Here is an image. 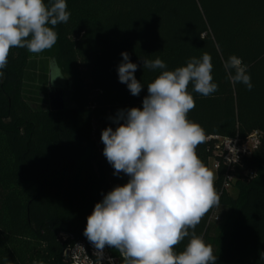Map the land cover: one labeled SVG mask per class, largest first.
<instances>
[{"label":"trees","instance_id":"16d2710c","mask_svg":"<svg viewBox=\"0 0 264 264\" xmlns=\"http://www.w3.org/2000/svg\"><path fill=\"white\" fill-rule=\"evenodd\" d=\"M66 3L68 22L55 26L57 42L39 53L61 69L68 94L64 110L34 108L24 95L26 82L34 81L29 73L35 60L27 48L11 49L0 69V264H70L66 249L92 244L84 230L95 204L130 179L114 174L103 154L102 131L115 130L119 110L142 109L147 85L161 71L144 69L141 58H159L175 70L204 53L218 90L204 97L188 86L195 100L188 119L206 134L197 155L209 169L216 138L244 141L257 131L262 141L229 170L220 164L214 179L219 206L194 231L212 246L216 264H264V0ZM122 52L138 65V96L119 81ZM232 55L247 65L251 90L228 80L223 61ZM227 172L236 196L223 187ZM190 239L175 246L177 254ZM104 250L123 264L118 250Z\"/></svg>","mask_w":264,"mask_h":264},{"label":"clouds","instance_id":"9594fccd","mask_svg":"<svg viewBox=\"0 0 264 264\" xmlns=\"http://www.w3.org/2000/svg\"><path fill=\"white\" fill-rule=\"evenodd\" d=\"M67 7L66 0L48 4L0 0V69L7 66L13 48H27L31 53L51 49L57 42L55 26L69 20ZM121 56L119 81L138 96L143 89L134 75L138 65L127 52ZM141 59L144 69L161 70L147 85L142 109L119 110L113 118L118 126L107 127L101 134L103 154L114 174L124 173L130 179L95 204L84 235L101 258L108 246L118 250L123 264H216L212 246L194 230L211 208L219 206L220 195L214 174L196 152L206 141L205 131L188 119L195 107L190 83L204 97L218 90L211 57L204 53L175 70H167L159 58ZM223 67L234 86L242 83L248 90L253 88L241 58L232 55ZM49 76L51 82L63 77L55 59L49 64ZM188 236L190 242L177 254L175 246Z\"/></svg>","mask_w":264,"mask_h":264},{"label":"built area","instance_id":"2783aa9c","mask_svg":"<svg viewBox=\"0 0 264 264\" xmlns=\"http://www.w3.org/2000/svg\"><path fill=\"white\" fill-rule=\"evenodd\" d=\"M218 141L214 158L210 159L212 163L210 169L217 174L220 164L228 167V170L237 165L242 158H249L260 146L262 134L260 132L251 133L246 140L241 141L238 138H216ZM250 176H253L250 174ZM234 178L227 172L224 181V189L232 188ZM93 244L79 243L75 247L65 250L63 256L70 264H118V259L106 254L103 250V256L96 252Z\"/></svg>","mask_w":264,"mask_h":264},{"label":"rangeland","instance_id":"374dc122","mask_svg":"<svg viewBox=\"0 0 264 264\" xmlns=\"http://www.w3.org/2000/svg\"><path fill=\"white\" fill-rule=\"evenodd\" d=\"M35 60V65H34V70H32L31 73H29V79H33V83L26 82L25 85V93L24 95L28 98L29 103L32 104L34 108L36 107H49L48 103V98L46 96V89L48 87V77L49 76V64L52 60L50 56H45V55H40L39 53H33V59ZM30 74L33 77H30ZM52 86L56 85H64L63 82L61 81L60 77H58L54 82H51ZM63 87V86H62ZM64 93H67L66 86L63 88ZM212 163L209 161V170L212 172L210 169ZM214 174V179H215V173ZM229 193L233 196H236V190L233 188H230Z\"/></svg>","mask_w":264,"mask_h":264},{"label":"water","instance_id":"95a60500","mask_svg":"<svg viewBox=\"0 0 264 264\" xmlns=\"http://www.w3.org/2000/svg\"><path fill=\"white\" fill-rule=\"evenodd\" d=\"M63 86V87H62ZM56 85L52 86V83L50 82L49 87L52 88V90L49 93V110L51 112H59L64 110L65 104L68 101V94L64 93L63 88L65 85Z\"/></svg>","mask_w":264,"mask_h":264},{"label":"flooded vegetation","instance_id":"af4514ba","mask_svg":"<svg viewBox=\"0 0 264 264\" xmlns=\"http://www.w3.org/2000/svg\"><path fill=\"white\" fill-rule=\"evenodd\" d=\"M50 78H48V87L47 88H45L46 90V96H47V98H48V102H49V93H50V91L52 90V88H50L49 87V84H50Z\"/></svg>","mask_w":264,"mask_h":264}]
</instances>
